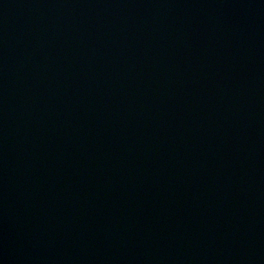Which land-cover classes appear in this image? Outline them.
I'll return each mask as SVG.
<instances>
[{"label": "water", "instance_id": "95a60500", "mask_svg": "<svg viewBox=\"0 0 264 264\" xmlns=\"http://www.w3.org/2000/svg\"><path fill=\"white\" fill-rule=\"evenodd\" d=\"M0 264H264V0H0Z\"/></svg>", "mask_w": 264, "mask_h": 264}]
</instances>
